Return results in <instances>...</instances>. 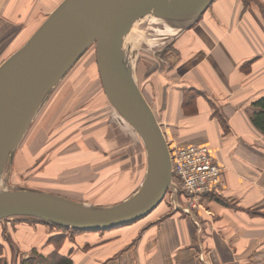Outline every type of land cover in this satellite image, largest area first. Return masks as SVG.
<instances>
[{"label": "crops", "instance_id": "crops-1", "mask_svg": "<svg viewBox=\"0 0 264 264\" xmlns=\"http://www.w3.org/2000/svg\"><path fill=\"white\" fill-rule=\"evenodd\" d=\"M61 1L0 0V42L6 23L36 15L37 5L51 12ZM259 3L214 0L174 42L175 57L154 91L142 89L169 142L205 145L223 165L221 201L185 211L171 198L125 226L74 234L0 220L5 255L20 260L32 249H58L73 264H264V134L251 121V102L264 94Z\"/></svg>", "mask_w": 264, "mask_h": 264}, {"label": "water", "instance_id": "water-1", "mask_svg": "<svg viewBox=\"0 0 264 264\" xmlns=\"http://www.w3.org/2000/svg\"><path fill=\"white\" fill-rule=\"evenodd\" d=\"M214 0H62L27 41L0 64V180L48 95L92 46L104 92L146 151L137 190L92 205L55 192L0 187V219L31 216L59 226L103 230L149 214L168 190L177 194L166 135L124 49L136 21L152 16L189 27Z\"/></svg>", "mask_w": 264, "mask_h": 264}, {"label": "rangeland", "instance_id": "rangeland-1", "mask_svg": "<svg viewBox=\"0 0 264 264\" xmlns=\"http://www.w3.org/2000/svg\"><path fill=\"white\" fill-rule=\"evenodd\" d=\"M35 12L6 23L0 64L50 13L42 5ZM187 24L171 26L150 15L135 22L124 49L141 90L154 91ZM122 124L104 92L92 45L48 95L6 165L0 187L46 190L92 205L130 196L143 180L146 151L128 124ZM171 198L170 192L163 200Z\"/></svg>", "mask_w": 264, "mask_h": 264}, {"label": "built area", "instance_id": "built-area-1", "mask_svg": "<svg viewBox=\"0 0 264 264\" xmlns=\"http://www.w3.org/2000/svg\"><path fill=\"white\" fill-rule=\"evenodd\" d=\"M169 148L173 180L177 185V194L171 190L172 200L180 202L179 196L183 194L187 197L185 204L179 203L183 210L203 208L202 195L218 189L223 165L205 145L169 142Z\"/></svg>", "mask_w": 264, "mask_h": 264}, {"label": "trees", "instance_id": "trees-1", "mask_svg": "<svg viewBox=\"0 0 264 264\" xmlns=\"http://www.w3.org/2000/svg\"><path fill=\"white\" fill-rule=\"evenodd\" d=\"M245 4L249 2V0H243ZM260 8L262 10L263 16H264V5L262 3H259ZM251 107L253 108L252 113H251V121L254 124V126L260 130L264 134V94H261L259 97L254 99L251 102ZM224 122V120H223ZM218 190L210 191L207 193H204L202 195L203 202L207 199H216L221 201V198L218 197L217 195ZM170 193L168 191L166 193V196ZM179 200L182 204L186 203L187 197L184 196L183 194H180ZM4 221V223L12 227L17 221H31V222H38V223H45L53 228H56L61 231L62 234H65L66 232H71V233H78V232H92V231H104L103 230H83V229H77V228H72V227H67V226H59L50 222H46L44 220L31 217V216H10L6 219H1ZM9 221V223H7ZM134 222V221H133ZM129 224V223H127ZM127 224L121 225L125 226ZM59 235L57 237H60V239H63V236ZM51 240L56 239V237H51ZM6 240L8 241L9 245H11V252L12 254H17V247L12 244V241L9 236H6ZM18 255L15 256V260H13V257L11 256H6L5 255V249H4V243L0 242V264H73V258L71 257L70 253L64 254L61 253L58 249H55L53 252L50 254H44L37 249H32L31 253L25 257L21 258L20 260L17 257Z\"/></svg>", "mask_w": 264, "mask_h": 264}]
</instances>
